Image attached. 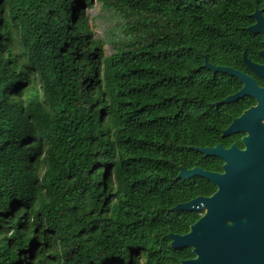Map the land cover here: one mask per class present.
<instances>
[{
  "label": "trees",
  "instance_id": "1",
  "mask_svg": "<svg viewBox=\"0 0 264 264\" xmlns=\"http://www.w3.org/2000/svg\"><path fill=\"white\" fill-rule=\"evenodd\" d=\"M97 6L117 24L97 36ZM264 0H0V264H181L222 173L233 69ZM114 52L108 56L106 46ZM230 142L226 143L229 146Z\"/></svg>",
  "mask_w": 264,
  "mask_h": 264
},
{
  "label": "water",
  "instance_id": "2",
  "mask_svg": "<svg viewBox=\"0 0 264 264\" xmlns=\"http://www.w3.org/2000/svg\"><path fill=\"white\" fill-rule=\"evenodd\" d=\"M253 17L258 23L251 30L264 28L260 12ZM205 66L214 73L240 76L247 83L241 94L250 87L248 80L232 68L207 62ZM236 97L229 96L220 104L233 103ZM238 125L251 133L245 139L247 150L239 151L233 146L225 149L221 145L195 149L206 157L223 160V173L182 168L178 175L184 179L201 177L217 187L212 196L199 197L174 209L204 212L189 233L169 235L173 249L192 248L196 256L181 264H264V129L243 117L232 123L224 136L233 134Z\"/></svg>",
  "mask_w": 264,
  "mask_h": 264
},
{
  "label": "flooded vegetation",
  "instance_id": "3",
  "mask_svg": "<svg viewBox=\"0 0 264 264\" xmlns=\"http://www.w3.org/2000/svg\"><path fill=\"white\" fill-rule=\"evenodd\" d=\"M257 11L260 12V16L264 19V11L262 10H255L250 14L252 21L246 27L249 35L244 38L248 42L242 44L235 42L233 44V50L244 48L239 62L233 64V71L238 72L243 78L248 80L250 87L244 94H241L246 89L247 83L240 76L233 74V98L237 97L233 100L232 123L234 124L243 117H248L264 129V28L257 29V31L251 30L258 23V20L253 17ZM228 128L222 131L221 137L224 144L219 143L217 145H221L225 149L233 146L239 151L247 150L245 139L251 136L250 131L238 125L233 134L224 136V132ZM228 142H230V145L226 146Z\"/></svg>",
  "mask_w": 264,
  "mask_h": 264
},
{
  "label": "rangeland",
  "instance_id": "4",
  "mask_svg": "<svg viewBox=\"0 0 264 264\" xmlns=\"http://www.w3.org/2000/svg\"><path fill=\"white\" fill-rule=\"evenodd\" d=\"M88 14L89 18L93 20L95 32L99 37H104L105 34L117 24L116 20H113L108 13L102 11L99 6L90 10ZM113 52V48L110 45H107V55L110 56Z\"/></svg>",
  "mask_w": 264,
  "mask_h": 264
}]
</instances>
